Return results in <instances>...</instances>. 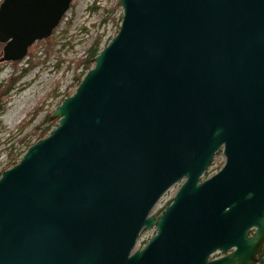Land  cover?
Here are the masks:
<instances>
[{
    "label": "water",
    "instance_id": "95a60500",
    "mask_svg": "<svg viewBox=\"0 0 264 264\" xmlns=\"http://www.w3.org/2000/svg\"><path fill=\"white\" fill-rule=\"evenodd\" d=\"M73 1L4 0L0 64L50 38ZM120 4V31L51 115L58 126L0 178V264H257L264 0Z\"/></svg>",
    "mask_w": 264,
    "mask_h": 264
},
{
    "label": "rangeland",
    "instance_id": "374dc122",
    "mask_svg": "<svg viewBox=\"0 0 264 264\" xmlns=\"http://www.w3.org/2000/svg\"><path fill=\"white\" fill-rule=\"evenodd\" d=\"M3 2L0 0V6ZM123 14L120 0H74L50 38L35 43L22 61L0 64V88L14 79L0 114V178L39 141L41 130L35 133V129H44L47 118L53 123L52 130L57 127L58 121L51 120V115L76 92L75 77L80 76L83 80L85 76L82 77L83 68H77V61L86 57L98 36L103 37L101 51L111 43L120 30ZM0 48L1 57L4 45L0 44ZM34 112L37 113L32 119L29 115ZM225 164L222 148L202 180L219 173ZM181 186L182 183H178L163 195L152 211L153 216L161 215ZM156 233L155 227L143 231L136 248H144Z\"/></svg>",
    "mask_w": 264,
    "mask_h": 264
},
{
    "label": "trees",
    "instance_id": "16d2710c",
    "mask_svg": "<svg viewBox=\"0 0 264 264\" xmlns=\"http://www.w3.org/2000/svg\"><path fill=\"white\" fill-rule=\"evenodd\" d=\"M122 18H121V20H122ZM102 39H103V37L101 35L98 36L95 39L92 46L88 49V51L86 53V57L84 59L77 61V64H76L77 68L78 69L83 68L82 77L84 75H86L92 69L93 59H95L101 51L100 47H101ZM75 81L77 82V84L79 86L82 82V78L80 76H77V77H75ZM13 86H14V79L11 78L8 81V84H6V86H4L3 88H0V114L4 111L5 102H6L5 100L9 97V93L11 92ZM36 113L37 112L32 113L31 115H29V117H32V119H34L36 116L35 115ZM27 124H29V123H27ZM45 124H47V126L44 129H42L41 127H38L37 129H35V133H37L38 131L41 130L39 140L44 139L48 135V133H50L52 131V124L53 123L50 121L49 118H47L44 121L43 125H45ZM258 264H264V250H263L262 254L259 256Z\"/></svg>",
    "mask_w": 264,
    "mask_h": 264
},
{
    "label": "flooded vegetation",
    "instance_id": "af4514ba",
    "mask_svg": "<svg viewBox=\"0 0 264 264\" xmlns=\"http://www.w3.org/2000/svg\"><path fill=\"white\" fill-rule=\"evenodd\" d=\"M250 234H251V232H250Z\"/></svg>",
    "mask_w": 264,
    "mask_h": 264
}]
</instances>
